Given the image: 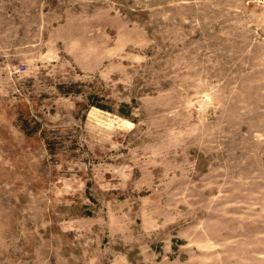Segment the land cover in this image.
I'll use <instances>...</instances> for the list:
<instances>
[{"label": "rangeland", "instance_id": "obj_1", "mask_svg": "<svg viewBox=\"0 0 264 264\" xmlns=\"http://www.w3.org/2000/svg\"><path fill=\"white\" fill-rule=\"evenodd\" d=\"M0 264H264V0H0Z\"/></svg>", "mask_w": 264, "mask_h": 264}]
</instances>
